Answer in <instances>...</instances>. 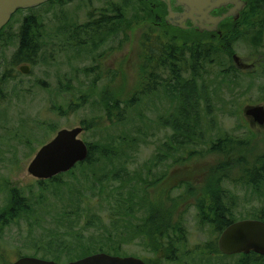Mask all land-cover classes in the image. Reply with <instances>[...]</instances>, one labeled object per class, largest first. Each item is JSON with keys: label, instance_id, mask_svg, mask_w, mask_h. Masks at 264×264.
Returning a JSON list of instances; mask_svg holds the SVG:
<instances>
[{"label": "rangeland", "instance_id": "374dc122", "mask_svg": "<svg viewBox=\"0 0 264 264\" xmlns=\"http://www.w3.org/2000/svg\"><path fill=\"white\" fill-rule=\"evenodd\" d=\"M251 1V20H244L236 30H227L231 32L227 37L231 40L228 53L215 56L213 66L205 65L209 73H203L204 78L196 77L194 80L193 73L187 69L183 71L181 84L170 85L171 77L162 73L158 91L148 99L149 104L133 108L126 123L116 127L111 126L104 108L96 103L105 90L112 94V99L128 101L139 87L140 65L144 58L143 35L151 23L143 19L142 23H136L134 17L145 13L146 1L56 0L53 5L24 10L12 18L0 39V217L11 207V194L15 190L26 199L28 212H23L19 218L0 221V264H12L21 257L46 259L59 264L75 262L83 258L82 250L89 246L100 248L104 239L93 242L92 237L108 238L111 233L114 234L113 240L121 243L120 257H136L154 263L158 258L166 257V252L154 253L138 235V226L148 215V211L141 208L145 206V200L148 204L161 203L167 208L173 206L177 209L176 220L182 222L187 237L181 250L187 248L191 252L197 246L214 244L222 233L213 224L200 223L194 207L196 202L185 188L192 186L202 192L207 186L212 188L215 182L213 174L220 171H231L230 181H223L222 187L233 205V217L241 221L259 215L264 208V194L259 195L238 183L242 173L235 153L208 152L211 144L228 137L246 141L250 168L264 156V126H259L245 114L249 107L264 106V27L257 30L260 13H264L259 10V5L263 3L261 0ZM112 5L121 7L123 12L126 8L127 18L135 21L131 27L100 33L101 36L92 35L91 42L80 52L77 46L70 48L68 44L74 36L73 29L88 23L91 13L99 16L102 10H108ZM30 18L39 22L36 44H44V48L35 55L36 65L25 62L16 65L14 59L21 43V27ZM244 31L246 35L243 38ZM79 37L78 34L76 38ZM236 37L240 38L232 40ZM199 38L203 44L219 49L222 42L225 45L229 42H219L217 37L213 40ZM97 40L98 47L94 46L98 45ZM235 55L243 64H254L255 67L252 70L238 69L233 59ZM24 66L30 67L28 75L21 72ZM95 66L98 67L92 71ZM230 67L240 71L226 80L219 79L218 75ZM87 69H91L90 75L86 73ZM180 94L187 99L192 98L189 99L192 101L188 105L189 113L183 118L192 120L195 128L201 122L196 119L195 112L190 113V109L202 106L204 115H208L204 133L196 141L186 142L184 138L173 143L176 152L168 149L164 155H157L160 145L172 136L169 124L174 114L169 99L165 98ZM72 106L75 108L70 111ZM86 124H93L96 128L87 130ZM79 127L84 129L80 139L88 146L102 141L111 142V138L106 140L108 137L115 138L117 142L125 138L126 145L115 149L123 156L109 161L101 160L95 153L93 172L80 167L74 170L77 190L73 194L63 188L57 189L53 184L42 194L40 181L29 174V166L39 150L59 131ZM188 149L201 154L179 163L181 160L176 157L184 156L186 159ZM122 166L126 168L124 171ZM116 169L115 176L123 174L124 185L114 180L107 183L105 175ZM69 175L61 179L65 186L71 180ZM118 185L123 189L120 193L123 197H127L131 190L137 193L136 201L143 196L142 202H133V217H125V226L119 228V236L117 230L109 227L108 220L118 198L110 191ZM127 220L133 222L132 226L127 224ZM123 235L125 239H122ZM79 237L82 239L78 240ZM240 259V256H213L210 263L240 264ZM196 261L194 258L190 264Z\"/></svg>", "mask_w": 264, "mask_h": 264}, {"label": "trees", "instance_id": "16d2710c", "mask_svg": "<svg viewBox=\"0 0 264 264\" xmlns=\"http://www.w3.org/2000/svg\"><path fill=\"white\" fill-rule=\"evenodd\" d=\"M56 0H50L46 5H53ZM60 1V0H59ZM142 1V0H141ZM147 9H145V13L136 15L134 17L136 23L140 22L141 19L144 22L150 21V26L147 30H145L142 46H143V64L140 65V70L142 74H140V82L139 87L133 98L128 101L121 102L119 99L114 98L112 94L105 90L101 96L100 100L96 103L99 104L103 112L106 113V118L111 122V126L116 127L120 124L126 123L129 117V112L133 111V108L136 106H142L145 104H149L148 100L151 96L157 93L158 91V83L160 79H162L163 75L167 73L171 78L168 81V84H181L183 79V71L190 70L194 75V80L196 77L204 78V74H208L209 71L206 70L205 65L213 66L216 62L215 56L218 54H227V49L229 48V40L227 37H230L231 32L227 30L229 27H225L222 31V36H214L218 39L219 42L226 41L228 42L226 45L222 42L220 48H225L223 51H219L221 49L214 47L210 44H203L198 40L199 37H207L210 40L214 39L210 34H201L199 32H191V31H182L179 29H175L171 26H168L165 22L166 10L165 7L159 4L156 0H145ZM259 1V0H255ZM263 5H259V10L264 12V0H261ZM123 7V6H122ZM128 11V10H127ZM113 12V13H112ZM125 12V13H124ZM124 12L121 7L113 6L109 7L108 10H102L99 16H95L96 14L91 13V20L82 25L75 27L74 36H71V40H69V47L74 49L78 48V51H82V47H85L89 44L90 37L92 35H99L100 33H112L114 30L118 31L120 27H131V25L135 22H132L127 18L129 16L126 12V8H124ZM260 16V20H258L257 30H261L264 27V13ZM124 20V23H123ZM32 23V24H31ZM38 21L35 19H26L23 22L21 27V43L19 46V50L16 53L14 64H21L25 62L26 64L30 63L36 65V56L39 54V50L44 48V44L40 46V44H36V36L38 37L39 29ZM142 23V22H140ZM139 23V25H141ZM8 28V26L6 27ZM6 28L0 33V39L2 38L3 33ZM264 33V28H263ZM244 31V38L246 33ZM79 34V38L81 40L77 41L76 36ZM86 35L87 37H85ZM239 35V36H240ZM261 35V34H260ZM101 36V35H99ZM191 36V37H190ZM73 37V38H72ZM190 37L189 39H186ZM83 38H89V40H83ZM240 37L232 38V40H236ZM201 39V38H199ZM98 41V40H97ZM91 42V41H90ZM103 43V41H101ZM98 45H95L98 47ZM95 47V48H96ZM98 67V66H97ZM96 66L92 68L94 71ZM91 69H87L86 73L90 75L92 73ZM240 71V70H239ZM238 70L231 68L228 70H224L218 75V78L221 80H226L227 77L231 76L233 73L237 74ZM6 78V76L4 77ZM7 79V78H6ZM5 79V80H6ZM166 81V79H163ZM4 81V80H2ZM167 83V81H166ZM194 84V82H192ZM206 94H209L206 91ZM200 96V94H198ZM106 97V98H105ZM110 98V100H107ZM169 99L172 106L174 118L173 121L169 124V128L172 131V136L167 138V140L162 143L159 147V153L157 155H164L165 151L168 149H172L174 152L177 151V148L173 145V143L178 142L180 139H184L186 142L196 141L199 137H201L205 130V118L208 115H204L203 108L200 106L199 109L192 110L191 112H195L196 119L201 122L198 128H195L192 120L184 119L183 116L189 113L188 105L192 103L190 101L192 98L187 99L186 97L179 96L173 98H165ZM207 99V98H205ZM147 101V102H146ZM203 101V99H202ZM75 107H70L73 109ZM115 110V114H113ZM178 119L179 121H175ZM184 119V120H183ZM183 120V122H181ZM85 124V123H83ZM87 130L95 129L96 126L93 124H86ZM112 139L111 142H100L95 144V146L89 145V156L88 159L80 163L76 168L80 167L84 171L93 172L94 166V154L98 153L101 160H109L113 161L114 159H120L123 156V153L115 150L119 146L126 145V139L122 138L121 141L117 142L115 138L108 137ZM168 143V144H166ZM167 146V147H166ZM120 149V148H119ZM209 153H222V154H231L235 153V157L237 158V165L241 170V177L238 183L245 185L247 188L253 190L254 192L264 194V156L258 159V162L254 164L253 168H250L248 165V158L246 154L249 152L248 146L245 140L242 139H233V138H220L216 143L211 144L208 150ZM189 153V154H188ZM188 157L184 159L182 157H176L181 160V162H188L191 157H196V155H200L201 153H195L192 149L186 150ZM184 160V161H182ZM75 168V169H76ZM122 168H124L122 166ZM74 169V170H75ZM124 168L122 171H124ZM223 169V168H221ZM74 170L60 175L52 180L41 181L39 184L41 186V192L47 191V187L51 184L57 186L58 188H63L67 190L70 194H73L75 190H77L74 181ZM117 170L110 171L105 175L107 179V183L110 184L112 181L119 182L121 185H124L122 182L123 174H117ZM71 176H70V175ZM87 174V173H86ZM69 175L70 181L65 186V183L62 182V177ZM96 176L95 174H92ZM115 176V177H114ZM231 171L227 173L217 172L213 174L214 184L212 188L207 186L205 190L197 191L192 186L189 188H185L188 191V195L194 199L196 202L195 206L197 212L199 214L200 223L212 225L217 228V231L222 233L228 226L237 222L238 220L233 217L232 207L233 205L230 203V198L226 190L222 187L223 181H230ZM88 176H85L87 178ZM232 183H235L234 181ZM214 187V188H213ZM117 190L116 192L113 190ZM111 189V193L113 196L118 195L116 202L113 204L115 206L114 211L109 215V227L114 228L117 236H119V228L125 226V217H133V202L136 201L135 197L137 193L133 190L129 191L127 197H123L121 190H123L120 185L117 188ZM187 197V196H186ZM143 196L141 199L136 202H142ZM26 199L18 192L17 190L13 191L11 194V207L8 208L5 213L0 217V221L3 223L4 221H8L9 219H15L21 217L23 212H28V207L26 205ZM145 206H141V208H145L148 211L147 217L142 221V225L138 226V235L143 237L146 246L149 247L154 253L160 255L162 251L166 252V257L158 258L154 263L147 264H190V260H194L196 258L198 261L195 264H203L204 262L207 264H211V260L213 256H221V257H229L223 255L218 248V240L213 243H207L204 246H197L193 251L189 252L187 248L181 250V246L186 244L187 237L186 233L182 227V222L177 221L176 218L178 214L173 206L165 207L161 203L151 202L150 204L147 201H144ZM147 203V204H146ZM251 219L260 220L264 222V208H262L259 212V215L252 217ZM128 225L132 226V221H126ZM108 231V228L106 227ZM110 231V230H109ZM122 239H125L124 235L121 236ZM104 239L100 248L97 246L91 247L89 246L87 249L82 250V257L85 258L87 256H91L98 253H107L109 255L121 256L122 255V246L117 244L116 241L113 240L114 234H110L108 238L104 236H100V238H96V236L91 238V241L95 242V240L99 241ZM82 238H78L81 240ZM240 256V264H264V257L251 253L249 255H237ZM81 257V258H82ZM191 257V259H189ZM232 257V256H230ZM235 257V256H233ZM164 263H162V262ZM204 261V262H202Z\"/></svg>", "mask_w": 264, "mask_h": 264}, {"label": "water", "instance_id": "95a60500", "mask_svg": "<svg viewBox=\"0 0 264 264\" xmlns=\"http://www.w3.org/2000/svg\"><path fill=\"white\" fill-rule=\"evenodd\" d=\"M50 0H0V32L10 23L12 17L21 10L34 9L48 3ZM166 23L170 26L186 30V22L193 21L201 32L217 31L218 25L226 18L239 16V10L244 6L242 0H176L178 6L186 8L185 13L177 14L171 9L170 0ZM232 4L237 8L222 17H214L211 12L222 6ZM197 21L200 24H197ZM238 69H250L242 63L238 56L233 57ZM21 72L28 75L30 67L24 66ZM246 116L252 117L259 126H264V106L249 107ZM82 127L72 130H61L55 138L44 145L29 166V174L37 180H51L68 173L78 164L85 162L89 156V147L80 136ZM219 251L225 256L249 255L254 253L264 257V222L260 220H242L228 226L218 240ZM12 264H59L55 261L35 257H22ZM67 264H147L136 257H119L106 253H98Z\"/></svg>", "mask_w": 264, "mask_h": 264}, {"label": "flooded vegetation", "instance_id": "af4514ba", "mask_svg": "<svg viewBox=\"0 0 264 264\" xmlns=\"http://www.w3.org/2000/svg\"><path fill=\"white\" fill-rule=\"evenodd\" d=\"M159 4H161L162 6L165 7V10H166V15L168 14V4L166 1H160V0H156ZM244 2V6L239 10L238 14L239 16L237 18H234L233 16L231 17H228L226 19H224L217 27V31H214V32H209L211 36H222V31L225 27H229L231 28L232 30H236L237 28H239L244 20H248L250 19L251 20V15H252V12H253V7H252V4H251V0H242ZM170 3H171V9L174 13H177V14H182V13H185L186 11V8L183 7V6H178V2L176 0H170ZM237 7L232 5V4H228L226 6H222L218 9H214L212 12H211V15L214 16V17H222L223 15L225 14H229L231 13L232 11H234ZM166 17V16H165ZM197 24H200L199 21H197ZM186 26H187V29L185 31H191V32H201L200 31V28H198L197 26L194 25L193 21L191 20H188L186 22ZM206 32V31H205ZM243 63V62H242ZM247 65V64H245ZM250 66V69L248 70H252L255 66L254 64L253 65H248Z\"/></svg>", "mask_w": 264, "mask_h": 264}]
</instances>
